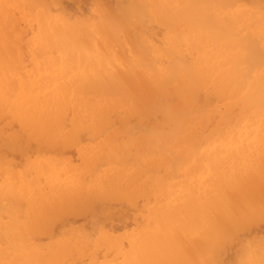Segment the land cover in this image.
<instances>
[{"label": "bare ground", "instance_id": "bare-ground-1", "mask_svg": "<svg viewBox=\"0 0 264 264\" xmlns=\"http://www.w3.org/2000/svg\"><path fill=\"white\" fill-rule=\"evenodd\" d=\"M7 1L8 0H0V4H6ZM230 1L231 0H153V4L151 3L153 5L152 10H151L152 17L154 19H156L157 21H165V23L168 26L170 25L172 27L173 26L175 27V25L177 24V29L174 28V31L176 32V37L170 39V41L167 42V45L169 47H172L175 49L177 48V50H178L183 45H186V47L188 49L190 48V50H192L193 48L197 50L198 46L202 45L205 48V54H203L204 51H203V53H200L199 52L200 50H199L198 51L199 54L196 57V59L194 58L195 60L193 62H187V61L184 62L183 61L184 59H182V57H181L182 61H180V60L170 61L169 60V63L161 64V68H159V70H157V67L156 68L154 67L153 60L151 59V57L149 56V53L147 51L148 48L146 46H144L145 42H146L145 41L146 33L143 34V31L145 28L144 27L145 24L143 23V21H144L143 20V13L145 11L143 9L144 6L142 7L140 4H139L140 6L134 4L135 6L129 5L130 7H127V8H121L119 10H112V9H108L109 3H107L108 6H106L107 7L106 8V7H103L104 5L102 6V3H103L102 2L100 4V6H102V7L98 8L95 15H93L92 17L90 15V18L85 16V17H87V19H85V17H84V18H81V20L77 17V19H79L78 21H75V20L73 21V19H71V18L69 19V17H66L67 14H66V16H64V15L61 16L59 14H57V15L52 14L51 11L49 10V7H47V6H45L46 9H42L41 11L37 12L36 11L37 8L35 9V6H36L37 2L40 3L39 0H22L23 3L21 2V5L18 4L19 10L21 13H24L27 16H32L34 19H36L38 21L37 26L35 28L36 32H35L33 39H32L33 41L31 43V45L30 44L29 45H30V52L32 53V55L36 56L37 53H40V55L42 54L41 55V62H39V61H38V63H37V61L35 62V66H36L35 71L31 74V76L29 75V78L26 79V81H24V83L20 84L19 89H15V75H13V77H10L9 73H7V70H5V71L2 70L3 72L0 73V100H2L4 98L5 92H7L8 90H13L12 94L14 95V97L10 101V103L8 102L9 103L8 106H9V109L12 112V114H14V115L20 114V115L24 116L23 117V123L24 124H22L21 121H20V124H22L23 126L25 125L24 126V127H26L25 130L27 128H29L30 130L32 128L34 129L35 124L36 125L42 124V126H45V125L49 126V124L51 123L52 125H56V126L58 125L57 127L61 126L60 125L61 124L60 122L62 120V119H60L61 117L59 115H58L59 117L58 116L55 117L53 112H54V110L56 111V109H55L56 104L62 105L63 103H65V106H66V104L68 103L67 98L69 96H71L72 98H73V96H75V94H73V93H68V87L65 86V84L68 83V81L66 79L69 78V77H67L68 76L67 74H69V73H71L72 77H73V78H69V79L74 81L73 84L77 88H79L80 90H84L86 88L94 87L95 89L105 88L109 92H111V94L109 95V97L107 98V101H106V105H107L106 108L101 109L100 108L101 104H100V107H96L94 110L92 109V111L95 112V114L91 113V114H93V117H94L93 121H95V122H98V120L103 121L105 114L112 112L113 109L114 110L118 109L119 113H120V110L121 111L125 110L126 111L125 113L129 114V115H135L136 114V113L132 114L133 112L147 113V114H150L149 116L153 115L154 113H157V115H158V113H160L162 115V119L160 117L161 120H159V121H161L160 126L157 128L159 121L157 124H155L156 128H157L155 130V134L156 135L160 134V137H161L159 146L155 145V148L152 147L148 150V149H146V146L148 148L150 146V144L146 145L145 148L139 144L140 145V154L139 155H142V154L146 155L147 150L150 154L155 153L156 155H159V153L167 152L168 150H170L171 145H173V143L175 142L174 140H176L175 138L177 137V133L181 134L183 139H186V135L183 131L185 128L183 129L181 126L177 125V121H178V118L180 116H182L183 114L188 115L190 113L189 111H187L190 108L189 104H190L192 99H193V101H196L195 98L197 99V96H200V95L196 96V94H197V90L202 87V84L203 85L206 84L208 86L210 84L209 82H211V84H212L211 86L213 87V90H214V91L213 90L212 91H213V93L215 92V94H217L218 96H223L224 94L226 96V94H228V93H226L227 89L235 90V92H238V93L240 92L241 96H242L241 101L236 102L235 104L237 105V103H238V105H239V103H240V106L242 109L243 108L245 109V107L250 105L252 107V113L256 116V123L255 122L249 123L248 121H246L244 126H242V127L240 126V122L242 123L244 120L241 119L240 121H237L235 123L233 129H232L233 133H231V135L228 134V136H232L231 141L215 144L214 145L215 152L213 153V155H211L210 153H207L204 155V160H205L206 169H207V171H206L207 175H203L201 178L197 179V181L196 180L192 181V183L189 186V189H185L186 186H184L182 194H180L178 196L176 194V196H177L176 199L178 198L177 199V205L175 204L173 206H170L169 204H167L166 206H164L162 208L159 207L156 209L157 213L154 214V215H156V217L154 218V221L152 222V224L154 223V229L151 232L147 231L146 233H143L140 236V241H141V245L139 247L140 253H138L136 250H134V248L132 246L131 250H126L125 253L123 254L122 258H123L124 262L122 261V264H208V261L206 258L209 257V255L206 254V251L208 249L209 250L211 249V251L217 250L218 246L221 245L222 242H225L229 238L228 235H225V237H223V238L227 237V239H223L221 237V239H223L222 242H220L221 240L218 239V240H220L219 242L221 244H219V245L216 244L217 246L212 244V246H210V244L208 242V237H209V234L211 232L218 230V232L220 231L224 235L231 230L233 225L235 226L236 224L241 225L242 223H247V224L250 223L249 219L247 222H244L247 220L248 215H250L249 216V218H250L251 215L254 214L255 217L257 218V216H256L257 214L261 215L262 213H264V69L259 70L260 69L259 68L258 70H252V68L254 66H257V64H260L261 62L262 63L264 62V59L262 58L263 54H264V40H261L259 37V35H261V37H262V31H264V24L263 25L259 24V26L253 32V34H251V32L247 33L246 30H248V29L244 30L245 29L244 27L247 26V28H248V22H251V20L253 21L254 19H260L261 17H264V12H262L263 11L262 7H261L262 10H260V11L249 10L246 7H238L239 9L235 13L232 14L234 22L232 25V29H230V30H235V34H231V32L228 30L229 28L227 30L225 29L226 27L223 28V26H221V23L218 20V18L222 19L221 18L222 16H220V14L223 13L224 7H220L221 12L218 11L216 9V7H215V10H213V7L216 4H218L217 6H219V3H221V4L224 2L228 3ZM42 2H44V1L42 0ZM137 2H139V1H137ZM140 3H141V1H140ZM148 3H149V1H148ZM166 3H167V5H166ZM131 5H132V2H131ZM121 7H123V6L121 5ZM117 8H118V6H117ZM252 8H253V6H252ZM146 14H149V13L146 12L145 15ZM151 15H150L149 19L152 18ZM226 15H228L227 17H229V14H226ZM147 16H145V17H147ZM153 18H152V20H153ZM146 20H148V19H146ZM180 21H182L181 24L179 23ZM1 22L2 21H1V15H0V24H1ZM147 23H148V21H147ZM178 23L180 25H178ZM249 25H250V23H249ZM240 30L241 31L244 30L246 33L240 34V32H239ZM0 31L6 32V27L5 26L0 27ZM174 31H173V36H171V37H174V34H175ZM146 32H148V31H146ZM233 33H234V31H233ZM137 34H138V36H137ZM155 35H156V33H155ZM120 36H124L127 40V47L130 48V51H131L129 56H127L125 54V48L120 43ZM138 37L139 38L141 37L140 38L141 41L138 40ZM256 37H258V39H256ZM142 42L144 43V45L142 44ZM146 43H148V42H146ZM219 43L223 44V46H221L220 48H219V45H220ZM11 44H12V42H11ZM141 44L145 47L143 50L140 47ZM7 46L8 45L6 43H5V46L3 45V43L0 44V50L2 48L6 49ZM12 46L13 45H11L10 48H12ZM12 49L10 50V52L13 51ZM218 49H221L224 52L225 56L223 58V65H226V66L228 65V68L226 70H224V69L218 70L217 69L218 71L215 73V76H211L210 72L212 70L210 71V67L206 66L207 63L208 64L210 63L207 61V58H211L213 61L212 64H215V66L217 67L216 64L220 63V60H219L220 55H219V53L216 52V51H218ZM55 50H57V61H53V60L49 59V55H52ZM169 50L172 51V49H169ZM156 52L157 51L155 48L154 49V55L155 56L157 55ZM175 53H177V52H175ZM192 53H195L194 50ZM171 54H172V52H171ZM22 55H24V54H22ZM44 55H45V57H44ZM6 56H7V52H6L5 57ZM2 57H4V56H2ZM194 57H195V54H194ZM15 58H14V60H15ZM20 58L22 59V57H20ZM38 58L39 57H37V59ZM157 58H155V59H157ZM171 58H174V56L173 57L171 56ZM158 59H160V58H158ZM179 59H180V57H179ZM190 59H191V57H190ZM190 59H189V57L187 58L188 61H190ZM11 60L12 59H10V61ZM14 60L12 61V63H14ZM192 60H193V58H192ZM7 61L9 63V60H7ZM7 61L4 63L6 64ZM19 61H21V60L19 59ZM15 62H16V60H15ZM71 62L73 63V66H72V70L69 73L64 74L62 72L63 70L57 69L59 66L65 67V69H66V66L67 67L69 66L68 64L72 65ZM80 63L83 64V71H82ZM17 64L19 65L20 63L18 62ZM17 64L13 65L14 70H15V65H17ZM43 64H48L53 68L52 71H50L51 72L50 75H49V73H48V75L43 74L40 71V67ZM138 67H141V68L138 69ZM7 68L8 67H6L4 69H7ZM145 68L149 69L150 71H147ZM44 69H46V68H44ZM61 69H64V68H61ZM14 70H12V72ZM81 71L83 73V76L82 75H80V76L84 79L83 81L80 80V78H78V76L75 74V72L77 74H81ZM171 83H174V85H170ZM206 85H204L203 88H205ZM204 90L205 89H202L201 93ZM213 93H211V94L213 95ZM177 94H178V101H176V102L174 100H173V102L168 101L169 97H171L172 95L175 97ZM198 94H199V92H198ZM208 94L209 93H207L206 95H208ZM15 95H16V97H15ZM213 96L216 97V95H213ZM202 97L205 98L207 96L204 97L202 94ZM200 98H201V96H200ZM162 99H164L165 102H162ZM208 99H209V97H208ZM78 100H79V98H78ZM101 100H103V99H101ZM4 101L6 102V100H4ZM86 101H87V99H86ZM208 101H211V99H209ZM192 102H191V104H192ZM194 103H193V105H194ZM196 103H197V101H196ZM199 103L200 102H198V104ZM0 104H1L0 106H2L3 103H0ZM202 104H203V101H202ZM197 105H195V106L197 107ZM200 105H201V103H200ZM229 105L232 106L231 103ZM5 106L6 105H4V107ZM86 106H87V104H86ZM204 106H206V105H204ZM88 108H89V106H88ZM191 108H192V106H191ZM246 109L248 110L249 108H246ZM195 110H196V108H195ZM78 111H79V113L81 112V110H78ZM87 111H88V109H87ZM190 111H191V113H193L192 110H190ZM0 112H2V111H0ZM187 112H189V113H187ZM202 112H206L205 109ZM202 112H201V114H202ZM139 113H138V115H139ZM157 115L154 114L153 117L155 118V117H157ZM2 116H3V114H2ZM139 116H141V115H139ZM146 117L148 118L147 115H146ZM217 117H218V114H217ZM243 117H245V116H241V118H243ZM127 118L128 117H125V118L123 117V119H127ZM230 118H232V117H230ZM4 119H6V118L4 117ZM106 119H107V117H106ZM123 119H122L123 123H126V121H124ZM21 120H22V117H21ZM81 120H82V118H81ZM128 120L130 121V117ZM128 120H127V122H128ZM1 121H3V120H1ZM139 122H141V121H139ZM142 122H143V120H142ZM230 122H231V120H230ZM144 123H145V121H144ZM187 123H189V122H187ZM198 123H200V122H198ZM36 125H35V127H36ZM84 125H86V128H87V124L85 122H84ZM123 125L124 124L119 125L122 127L117 130L118 134H119V132H122L124 130L125 125H124V127H123ZM129 125H131V124L129 123ZM170 125H172V126L169 128ZM187 125H190V124H187ZM101 126H102V124H101ZM134 126H137V124ZM165 126H167V127H165ZM227 126H229V125H227ZM37 127H39V126H37ZM63 127H64V125H63ZM65 127H66V125H65ZM100 127H97V128L99 129ZM142 127L144 128V126H142ZM246 127H248L249 133H247L248 130H245ZM51 128H49V130H46V131L47 132L50 131ZM67 128H68V126H67ZM73 128H75V126L72 127V132H73ZM102 128H103V126H102ZM104 128H105V126H104ZM224 128H228V127H224ZM33 129L31 130L32 132H30V133L34 132ZM56 129L57 128H55V130ZM139 129H140V127H139ZM152 129H153V127H152ZM28 130H26V131H28ZM75 130H76V128H75ZM168 130L170 132H168ZM36 131H37V128H35V132ZM56 131H58V130H56ZM81 131L82 130L80 129L79 132H81ZM87 131H89V130L85 129L86 133H88ZM139 131H141V130H139ZM28 132H26V133H28ZM43 132H44V130H43ZM43 132H41L42 136H43V134H42ZM76 132H77V130H76ZM95 132H96V130H95ZM100 132H101V129H100ZM129 132H131V131H129ZM214 132H215V129H214ZM225 132L226 131H224V133ZM51 133H50V135H51ZM56 133L54 132V134H56ZM63 133H64V131H63ZM82 133H84V132H82ZM48 134L49 133H47V135ZM74 134H76V133H74ZM92 134L90 136H88V138L89 137L92 138ZM118 134L116 133L117 136H118ZM101 135L102 134H100V136ZM125 135L126 134H124V136ZM133 135H135V134H133ZM245 135H247V136H245ZM13 136L14 135H12V138L16 139ZM32 136H30V137H32ZM69 136H70V134H69ZM131 136H132V134H131ZM153 136H154V134H153ZM35 137H36V135H35ZM116 137H115V135L114 136L110 135V136L105 138L103 143H100L103 146L102 148H104V146H106L108 148L107 149L108 151L106 150L107 151L106 152V154H107L106 160H109L110 164H111V162L112 163L118 162V164H121L124 160V158H123L124 156L122 155L121 142H116L117 141V140H115ZM225 137H227V136H225ZM40 138H43V137H40ZM49 138H50V136H49ZM67 138H69V137H67ZM151 138L155 139V137H151ZM14 139H12V140H14ZM56 139H57V137H56ZM72 139L75 140L73 138V136H72ZM80 139H81V137H80ZM117 139H118V137H117ZM145 139H148V138H145ZM243 139L246 140L247 142L245 143L243 141ZM7 140L12 141L11 137H10V139L8 138ZM59 140H61V139H59ZM69 140H70V138L68 139V141ZM153 141H155V140H153ZM199 141H201V140H199ZM150 142H151V139H150ZM65 143L66 142L64 141V144ZM71 143H72V140H71ZM136 143H138V142H136ZM145 143H147V142H145ZM156 143H157V141H156ZM100 144H99V146H100ZM240 144L242 146H244L243 149H242V146ZM24 145H25V143H24ZM151 145H153V144H151ZM196 145H197V143H196ZM94 146H96V145H94ZM99 146H96V147L98 148ZM93 148L96 149L95 147H93ZM124 148L126 149L127 147H124ZM124 148H123V150H125ZM131 148H129V149H131ZM187 148L183 149L181 152H179L176 155L179 157L178 159H180L181 161H186V160L188 161V159L191 157L187 153ZM129 149L127 148L126 150L129 151ZM189 149H190V147H189ZM194 149H195V147H194ZM86 150H84V151H86ZM96 150H98V149H96ZM137 150H135V151H137ZM222 150H224V151H222ZM171 151H168V152L171 153ZM220 151L222 152L221 154H220ZM2 152H3V148H2ZM90 152H91V150H90ZM193 152H194V150H193ZM223 152H226V154L223 155ZM90 154H91V156H93L92 153H90ZM90 154H87V155H90ZM129 154L130 153H128V156H130ZM193 154H195V153H193ZM196 154H197V152H196ZM83 155L86 156L85 159H88V162H89V158H87V155H85V154H83ZM172 155L174 157L173 153H172ZM91 156H90V158H91ZM104 156H103V158H104ZM198 157H201V156L199 155ZM122 158H123V160H122ZM141 159H138V160H141ZM197 159L198 158H196V160ZM126 160H127V158H126ZM172 160L173 159L167 160L165 162V165L166 164L168 165V162L169 161L172 162ZM194 160H195V158H194ZM94 161H95V159H94ZM94 161H92V162H94ZM197 161H199V160H197ZM5 162H7V161H5ZM176 162H177V160H176ZM45 163L51 164V162H47V161L43 162L40 160H37L36 162H30L26 165V168L23 171V174H29L30 170L35 171L37 173L36 176H38V174H46L48 169L45 171V168L47 167V164H45ZM53 163L54 162H52V164ZM132 163H133V165H136L135 164L136 162L133 161ZM179 163H180V161H179ZM66 164H68V162ZM70 164H68V165L71 166ZM90 165H91V163L89 164V166ZM176 165L174 166L175 168H176ZM172 166L173 165H169V168L170 167L172 168ZM154 168H156V167H153L152 169H154ZM169 168H168V171L170 170ZM4 169H5V167L3 168V165L0 164V207H2L0 209V264H15L16 263L15 260H17V259H19L24 264H37L36 262H34V259L39 257V255L41 253H43L44 251L41 252V251L35 249L32 245L33 242H31L30 239H28L29 236L26 235V233H25V231L27 229H25L23 231L21 229L30 227L29 229L32 230L31 233L34 232V228L32 226V223L35 224V219L31 218L32 217L31 214L37 210L41 211L42 213L44 211H46L45 210L46 207L44 204L45 202H44V200L42 201V203L44 204V206L42 205L43 207H38L37 204H41V203H39L40 202L39 197L41 194H39L37 196L36 194L31 193V196H30V194L26 193V190H29L35 186L36 180L33 181L30 178L29 185L23 186L22 183L24 181L22 182L21 177L18 178V176H19L18 173H15V171H13V170L10 171V170H8V168H6L5 170ZM172 169H174V168H172ZM75 170H77V169L75 168ZM198 170L200 171V169H198ZM171 171L172 170H170V172ZM160 172L162 173V170L159 171V173ZM57 173H58L57 170H55L52 174H57ZM80 173L78 172V174H80ZM141 173H143V172H141ZM32 174H33V172H32ZM96 174H103V173L97 172ZM171 174H172V172H171ZM173 175H175V173ZM29 177H30V175H29ZM25 178H26V176H25ZM25 178H24V180H25ZM18 179H21V181H19ZM118 179L122 180L121 178H118ZM188 183H189V181H188ZM24 184H25V182H24ZM179 184H181V183H179ZM15 186L18 187V191L15 190ZM162 188H163V186H162ZM165 188H167V187H165ZM144 191H145V189H144ZM144 191L142 190L140 192H144ZM163 191H166V190H163ZM151 192H152V189H151ZM22 193H23V196L27 198L28 206H27V208L25 206L26 212H24L25 211L24 208L21 209V211H20V209L18 207H16V204H15L16 200L22 196ZM192 194L194 195L193 197H191L190 199L187 198L189 195H192ZM85 195H86V193H85ZM171 195H173V194L167 195V198H172ZM59 196H61V195H59ZM174 198H175V196H174ZM46 202H47V200H46ZM23 203H20V204H23ZM57 211H59V210H57ZM20 212H24V213L20 214ZM4 214L6 215L7 218L5 217ZM22 214H25L24 218H22L23 217V216H21ZM29 215H31V217ZM243 215H247V216H243ZM254 215H253V218H254ZM3 217H5L6 220H4ZM244 217H246V218H244ZM262 220H263V218H262ZM143 221H145V220H143ZM255 222H256V220H255ZM242 226H244V224ZM236 227H238V226H236ZM29 229H28V231H29ZM233 230H235V227L233 228ZM230 232H232V231H230ZM27 233H29V232H27ZM216 233H217V231H216ZM175 234H177V237ZM213 234L215 236V233H213ZM213 234H212V236H213ZM230 235H232V234L230 233ZM212 238L214 239V237H212ZM106 240L109 241L108 238ZM61 241H62V239H61ZM99 241H101V240H99ZM111 241H110L111 245H112L111 248H114V250L115 249L117 250L120 248V243L122 242L121 238H113V239H111ZM75 242H77V241H75ZM254 243H256L258 245L257 242H254ZM250 244L251 245H247L243 250L241 249V253L239 255L240 256L239 264H264V246H262V245L257 246V245L252 244V243H250ZM57 245H59V244L57 243L54 246H57ZM74 245H75V243H74ZM54 246H53V248H55ZM85 246H84V249H85ZM36 247H37V245H36ZM58 247L60 249H57L58 251L56 250L55 254L52 253V251L48 252L47 258L48 257L52 258L53 261L55 259L59 260V258L62 259L63 256L66 257L67 253H69V251L71 252V250L73 249L72 245L71 244L69 245V243H67L66 241L61 242ZM219 248H220V246H219ZM75 249L77 251V248H75ZM86 249H87V247H86ZM50 250H48V251H50ZM53 250H55V249H53ZM89 250H87V251H89ZM73 252H74V250H73ZM73 252L71 254H73ZM80 252H78V253H80ZM215 252H217V251H215ZM219 253H220V251H219ZM119 254H121V253H119ZM212 255H214V254H212ZM38 259H37V261H39ZM42 259H44V258H42ZM45 259H44V261H45ZM64 259L65 258H63L62 261H64ZM214 259H213V261H212V259H209V260H211L212 263H218ZM218 259H219V257H218ZM53 261L51 262V264H53ZM93 262L95 263V261H93ZM17 263H18V261H17ZM57 263H58V261H57ZM59 263H61V262L59 261ZM212 263H210V264H212ZM41 264H42V261H41Z\"/></svg>", "mask_w": 264, "mask_h": 264}, {"label": "rangeland", "instance_id": "rangeland-1", "mask_svg": "<svg viewBox=\"0 0 264 264\" xmlns=\"http://www.w3.org/2000/svg\"><path fill=\"white\" fill-rule=\"evenodd\" d=\"M39 1H40V3L37 2L36 6H35V9L37 8L36 9L37 12L41 11L42 9H46L45 6H47V7H49V10L51 11L52 14H56V15L59 14L61 16H63V15L66 16V14H67L66 17H69V19L70 18L73 19V21L74 20L78 21L79 19L81 20V18H84L85 16L90 18V15H91V17H92L93 15L96 14V11L98 10L99 7H102L103 5H104L103 7L108 6L107 3H109L108 9H112V10H119L121 8H127V7L135 6V5H138V6L141 5L142 7L144 6L143 9L145 12L143 13V20H144L143 23L145 24L144 25L145 28H144L143 34L146 33L145 41L148 43L145 42V45H144V43L142 42V44L148 48V49L147 48L146 49L149 53V56L153 60L154 67L155 68L157 67V70H159V68H161V64L169 63V60L170 61H174V60L182 61V59H184L183 60L184 62L185 61L193 62L196 59V57L198 56L199 52L203 53V51H204L203 54H205V48L202 45H200L201 47L198 46L197 50L194 48L192 50H190V48L188 49L186 47V45H183L180 49L177 50V48L175 49V48L169 47L167 45V42H169L170 39L176 37V32L174 31V28L177 29V24L175 25V27L174 26L172 27L170 25L168 26L165 23V21H157L156 19H154L151 15V10L153 7V5H152L153 0H148L150 4L148 3L147 0H136V1L135 0H132V1L131 0H43L44 2H42V0H39ZM137 1H139V2H137ZM140 1H141V3H140ZM21 2H22V0H8L6 4H0V15H1V21H2L0 24V27H4V26L6 27V32L0 31V44L3 43V45L5 46V43H6L8 45L6 49L2 48L0 50V73L3 72L2 70H4V71L7 70V73H9L10 77H13V75H15V89H19L20 84L24 83V81H26V79L29 78V75L31 76V74L35 71V68H36L35 62L36 61H37V63H38V61L41 62V55H42V54L40 55V53H37V55L34 56L30 52V45L33 41L32 39H33V36L36 32L35 28L37 26L38 21L36 19H34L32 16H27L24 13L20 12L18 4L21 5ZM131 2H132V5H131ZM101 3H102V6H100ZM121 5L123 7H121ZM166 5H167V3H166ZM217 5L218 4H216L213 7V10H215V7H216V9L221 12L220 7H224L223 13L220 14V16H222L221 17L222 19L218 18V20L221 23V26H223V28L226 27L225 28L226 30L229 28L228 30L231 32V34H235V30H230V29H232V25L234 22L232 14L235 13L239 9L238 7H246L249 10H254V11H260L263 8L262 12H264V0H231L228 3L224 2L222 4L219 3V6H217ZM117 6H118V8H117ZM252 6H253V8H252ZM146 12L149 14L145 15ZM226 14H229V17H227L228 15H226ZM150 15L154 21L152 20V18L149 19ZM145 16H147V17H145ZM77 17L79 19H77ZM87 17H85V19H87ZM146 19H148V20H146ZM147 21H148V23H147ZM263 21H264V17H261L260 19H254L253 21L251 20V22H248V28L246 26V27H244L245 28L244 30L248 29V30H246L247 33L251 32V34H253V32L256 30V28L259 26V24H262V25L264 24ZM179 23L181 24L182 21H180ZM179 23H178V25H180ZM249 23H250V25H249ZM244 30L243 31L240 30L239 31L240 34L246 33ZM146 31H148V32H146ZM153 31L156 33V35ZM173 31L175 34H174V37H171V36H173ZM233 31H234V33H233ZM137 36H138V34H137ZM259 37L261 40H264V38H263L264 37V31H262V37H261V35H259ZM140 38L138 37L139 41H141ZM256 39H258V37H256ZM10 41L12 42V44ZM120 43L125 48V54L127 56H129L131 51H130V48L127 47V40L124 36H120ZM10 44L13 45L12 46L13 49L10 48V46H11ZM142 44L140 45V47L143 50L145 47ZM221 46H223L222 43L219 45V48ZM167 47L169 49H172V51L169 50ZM155 48L157 51L156 56L154 55V49ZM11 49L13 51L10 52ZM193 50L195 53H192ZM6 52H7V56L5 57ZM171 52H172V54H171ZM175 52H177V53H175ZM216 52L219 53V55H220V58H219L220 63L216 64L217 67L215 66V64H212L213 61L211 58H207V61L210 63L209 64L207 63L206 66L210 67V71L212 70L210 72L211 76H215V73L219 69L226 70L228 68V65L227 66L223 65V58L225 56L224 52L221 49H218V51H216ZM22 54H24V55H22ZM194 54H195V57H194ZM170 55L172 57L174 56V58H171ZM2 56H4V57H2ZM20 57H22V59ZM37 57H39V58L37 59ZM44 57H45V55H44ZM157 57L160 59H158ZM179 57H180V59H179ZM181 57H182V59H181ZM188 57H189V59L191 57L190 61L187 60ZM14 58H15L16 62H15ZM155 58H157V59H155ZM192 58H193V60H192ZM262 58L264 59V54H263ZM10 59H12V60L10 61ZM19 59L21 61H19ZM49 59H51L53 61H57V50H55L52 55H49ZM7 60H9V63ZM13 60H14V63H12ZM6 61H7V63L5 64L4 62H6ZM18 62L20 63L19 65L17 64ZM14 64H17V65H15V70L13 68ZM80 64H81V68L83 71V64L82 63H80ZM68 65L69 66L68 67L66 66V69H65V67H60V66L57 69L63 70L62 72L64 74L69 73L72 70L73 63H72V65L71 64H68ZM6 67H8V68L4 69ZM43 67L46 68L47 70L44 69ZM61 68H64V69H61ZM140 68L141 67H138V69H140ZM52 69L53 68L48 64H43L40 67V71L43 74H47V75H48V73H49V75L51 74L50 71H52ZM145 69L147 71H150L147 68H145ZM258 69L259 70L264 69V62L263 63L261 62L260 64H257V66H254L252 68V70H258ZM12 70H14L15 72L14 71L12 72ZM82 71H81V74H77L76 72H75V74L78 76V78H80V80L83 81L84 79L80 76V75L83 76ZM67 75H68L67 77L73 78L71 73H69ZM69 78L66 79L68 81V83H66L65 86L68 87V93H73V94H75V96H73V98L71 96H69L67 98L68 100L66 99L68 101V103L66 102L67 103L66 106H65V103H63L62 105L56 104V107H55L56 111L54 110V112H53L55 117L58 115L61 117L60 119H62V120L60 122L61 123L60 125L62 127L61 126L57 127L58 125L57 126L52 125L51 123L49 124L50 127L48 125L42 126V124H37V125L35 124L36 127L34 125V129L33 128L32 129H33V131H34L33 133L36 135V137L33 133H30V132H32L31 131L32 129L30 130L29 128H27L26 130H28V129L30 130V131L28 130L29 131L28 132L25 130V128H26V127H24L25 125L24 126L22 125V124H24L23 123V117L24 116L20 115V114L14 115V114H12V112L9 109L8 105L14 97V95L12 94L13 90H8L7 92H5L3 99L6 100V102L3 99L0 100V103H3L2 106H0V109H1L0 111H2V112H0V114H1L0 115V150H1L0 151V164L3 165V168L5 167V169L8 168V170H10V171L13 170V171H15V173H18V175H19L18 178L21 177L22 182L23 181L25 182V184H24V182L22 183L23 186L29 185L30 178L33 181L36 180L35 186L29 190H26V193L30 194V196H31V193L36 194L37 196L39 194H41L39 197V201H40L39 203H41V204H37V206L43 207L45 204V207H46L45 210L46 211H44L42 213L41 211L37 210V211H34V213H32V214L30 213L32 215V217H31V215H29L31 218L35 219V224L32 223V226L34 228V232L31 233L32 230L29 229L30 227L21 229L22 231L27 229L25 231V233H26V235L29 236L28 239H30V241L33 242L32 245L35 249H37L41 252H43V251L45 252V253L44 252L41 253L40 255L38 254L39 257L35 258L34 262H36L37 264H41V261H42V264H48V263L51 264L53 259L49 258V257L47 258L48 252L52 251V253L55 254L56 250L60 249L58 247L60 245V243L63 241H66L67 243H69V245L70 244L72 245L73 249L71 248L72 249L71 252L69 251V253H67L66 257H64V256L62 257V259L65 258L64 261H62V259H60V258H59V260L55 259L56 261L54 260L53 264H107V263L108 264H114V263L115 264H122L123 254L125 253L126 250H131L132 246H133L134 250H136L138 253H140V250H139V247L141 245L140 236L143 233H146L147 231L151 232L154 229V223L152 224V222L154 221V218L156 217V215H154L157 213L156 209L159 207L162 208V207L166 206L167 204H169L170 206H173L175 204L177 205V199L178 198L176 199V197L178 195L182 194L184 186H186L185 189H189V186L192 183V181H195V180L197 181V179L201 178L203 175H207V172H206L207 169H206V163L204 160V155L207 153H210L211 155H213V153L215 152V150H214L215 144L231 141L232 136H228V134L231 135V133H233L232 129H233V127L237 121H240L241 119L244 120L242 123L240 122V126L242 127V126H244L246 121H248L249 123H251V122L256 123V116L252 113V107L250 105L245 107V109L249 108L250 110L249 109L245 110L244 108L243 109L241 108L240 103H239V105H238V103H237V105L235 104L236 102L241 101L242 96H241L240 92L238 93V92H235V90L227 89L228 92L226 91V93H228V94H226V96H225V94L223 96H218L217 94H215V92L213 93L214 90H213V87L211 86L212 85L211 82H209L210 84L208 86L206 84H204V85H206L205 88H203L204 85L202 84V87L197 90V94H196V96L200 95L202 99L200 98V96H197V99L195 98L197 103H196V101H193V99H192L191 102L192 101L193 102H192V104L190 102L189 107L190 108H191V106H192V108L194 107L193 108L194 110L192 108L190 109L188 107L189 109L187 111H189L190 113L189 112H187V113H189L188 114L189 116L187 114H183L182 116H180L178 118V121H177V125L181 126L183 129L185 128L183 131L186 135V139H183L181 134L177 133V137L175 138L176 140H174L175 142L173 143V145H171L170 150H168V151H171L173 149L171 151V153H169L167 151V152H165L166 154L165 153H159V155H156L155 153L150 154L148 152V150L152 147L155 148V145L159 146L160 139H161L160 134H157V135L155 134V130L160 126V123H161V121H159V120L162 119V115L160 113H158V115H157V113H154L157 115V117H155L156 118L155 119L153 117L154 114L151 115L152 116L151 117V116H149L150 114H147V113H139V112H133L132 113L131 112L132 114L136 113L138 115V113H139V115H141V116H139V115L137 116L135 114L136 115L135 116V115L126 114L125 110H122L123 112L120 110V113H119L118 109H116V110L113 109L112 112L105 114L103 121L98 120V122H95V121H93L94 120L93 114H91V113L95 114V112H93L92 109L94 110L96 107H100V104H101V107H100L101 109L106 108V106H107L106 101H107V98L109 97V95L111 94V92H109L105 88L95 89L94 87L86 88L84 90H80L79 88H77L73 84L74 81L70 80ZM170 85H174V83H171ZM200 89L201 90L205 89L203 91L204 93L203 92L201 93ZM198 92H199V94H198ZM210 92L213 93V95H216V97L213 96ZM207 93H209V94L206 95ZM202 94L204 97L207 96V97H205L206 99L202 97ZM234 94L235 95L237 94V95L235 96ZM15 97H16V95H15ZM208 97H209V99H211L212 102L208 101L209 100ZM78 98H79V100H78ZM86 99H87V101H86ZM101 99H103V100H101ZM173 100L175 102L178 101V94L175 97L172 95L168 99V101H170V102L171 101L173 102ZM202 101H203V104H202ZM162 102H165V100L162 99ZM198 102H200L202 106L200 105V103L198 104ZM193 103H194V105H193ZM230 103L232 104V106L229 105ZM86 104H87V106H86ZM4 105H6V106L4 107ZM92 105L93 106L95 105V106L93 107ZM195 105H197V107ZM204 105H206V106H204ZM88 106H89V108H88ZM86 108L88 109V111ZM195 108H196V110H195ZM204 109L206 112H202V111H204ZM78 110H81V112L79 113ZM190 110H192L193 113H191ZM201 112H202V114H201ZM2 114H3V116H2ZM145 114L148 116V118L146 117ZM217 114H218V117H217ZM229 116L232 118H230ZM241 116H245V117L241 118ZM4 117L6 119H4ZM21 117H22V120H21ZM106 117H107V119H106ZM123 117L124 118L128 117V118L123 119ZM129 117H130V121L128 120ZM160 117H161V119H160ZM81 118L83 121L81 120ZM122 119L124 121H126V123H123ZM1 120H3V121H1ZM127 120H128V122H127ZM142 120H143V122H142ZM230 120L232 123L230 122ZM20 121L22 122V124H20ZM139 121H141L142 123ZM144 121H145V123H144ZM158 121H159V124L157 125V128H156L155 124H157ZM84 122L87 124V128H86V125H84ZM187 122H189V123H187ZM198 122H200V123H198ZM100 123L102 124L103 128H102ZM120 123L124 124L125 127L123 125L124 130L122 132H119V134H118L117 130L122 127V126H119V125H121ZM129 123L131 125H129ZM133 124L134 125L137 124V126H134ZM187 124H190V125H187ZM63 125H64V127H63ZM65 125H66V127H65ZM141 125L144 126V128ZM227 125H229L230 127ZM37 126H39V127H37ZM67 126H68V128H67ZM74 126H75L77 132H76L75 128H73V132H72V127H74ZM104 126H105V128H104ZM167 126H165V127H167ZM171 126L172 125H170L169 128ZM54 127L57 128L56 130H58V131H56ZM97 127H100V128L98 129ZM139 127H140V129H139ZM152 127H153V129H152ZM224 127H228V128H224ZM35 128H37L36 132H35ZM49 128H51V129H50V131L47 132L46 130H49ZM80 129L82 130L81 132H79ZM85 129L89 130V131H87L88 133L85 132ZM100 129H101V132H100ZM214 129H215V132H214ZM43 130H44V132H43ZM95 130H96V132H95ZM139 130H141V131H139ZM245 130H248V127H246ZM63 131H64V133H63ZM129 131H131V132H129ZM224 131H226V132L224 133ZM26 132H28V133H26ZM41 132H43L42 133L43 136L41 135ZM46 132L49 134L47 135ZM54 132L55 133L57 132V133L54 134ZM82 132H84V133H82ZM168 132H170V131L168 130ZM50 133H51V135H50ZM74 133H76V134H74ZM116 133L118 134V136L116 135ZM247 133H249V130L247 131ZM69 134H70V136H69ZM91 134H92V138L91 137L88 138V136H90ZM100 134H102V135L100 136ZM124 134H126L127 136L125 135L126 136L125 137ZM131 134H132V136H131ZM133 134H135V135H133ZM153 134H154V136H153ZM12 135H14L13 137H15L16 139L12 138ZM110 135H113V136L115 135V137L117 136L118 139H117V137L115 138V140H117L116 142H121L122 155L124 156L123 158L126 162L123 160V158H122V160L124 163L122 162L121 164H118V162H116V163L111 162V164H110L109 160H106L107 159L106 152L108 151L107 150L108 148L106 146H104V148H102L103 146L100 143H103L105 138L110 136ZM30 136H32V137H30ZM49 136L51 139L49 138ZM66 136L70 138V140H69L70 142L68 141L69 138H67ZM72 136L75 140L72 139ZM225 136H227V137H225ZM245 136H247V135H245ZM10 137H11V140L12 139H14V140L8 141L7 139L8 138L10 139ZM40 137H43V138H40ZM56 137H57V139H56ZM80 137H81V139H80ZM151 137H155V139L154 138L152 139ZM145 138H148L149 140L145 139ZM59 139H61V140H59ZM150 139H151V142H150ZM71 140H72V143H71ZM153 140H155V141H153ZM199 140H201L202 142ZM64 141L66 142L65 144H64ZM156 141H157V143H156ZM243 141L245 143L247 142L244 139H243ZM136 142H138V143H136ZM145 142H147L148 144ZM24 143H25V145H24ZM196 143H197V145H196ZM99 144H100V146H99ZM139 144L142 145V147H144V148L146 145L150 144V146L148 148L146 146V149H148L146 155H143V154L139 155L140 154V145ZM151 144H153V145H151ZM94 145L99 146V147L97 148ZM93 147H95L98 150L94 149ZM124 147H127L128 149L131 147L132 148L129 149V151H128V150H126L127 148L125 149ZM189 147H190V149H189ZM194 147H195V149H194ZM243 147L244 146H242V149H243ZM2 148H3V152H2ZM123 148L125 150H123ZM186 148H187V153L191 157L188 159V161L187 160L181 161L180 159H178L179 157L176 155L179 152H181L183 149H186ZM134 149L135 150L138 149L139 151L138 150L135 151ZM84 150H86V151H84ZM90 150H91V152H90ZM193 150H194V152H193ZM222 151H224V150H222ZM89 152L92 153L93 156H91V154ZM192 152L195 154H193ZM196 152H197V154H196ZM86 153L90 154V155H87ZM128 153H130L129 154L130 156H128ZM172 153L174 154V157H173ZM221 153L222 152L220 151V154ZM83 154L87 155V158H89V162H88V159H85L86 156H84ZM225 154H226V152H223V155H225ZM199 155L201 157H198ZM90 156L92 159L90 158ZM103 156H104V158H103ZM193 157L195 158V160ZM126 158H127V160H126ZM196 158H198L197 160H199V161H197ZM94 159H95V161H94ZM138 159H141V160H138ZM171 159H173L172 162L169 161L168 165L167 164L165 165V162L167 160H171ZM175 159L177 160V162ZM37 160H40L43 162L44 161L51 162V164L45 163V164H47L45 171L48 169L46 174H38V176H36L37 173L35 171H32V170L29 171L30 172L29 174H23V171L25 170L26 165L30 162H36ZM5 161H7V162H5ZM92 161H94V162H92ZM133 161L136 162L135 163L136 165H133V163H132ZM179 161H180V163H179ZM52 162H54L53 163L54 165L52 164ZM65 162L66 163L68 162V164L71 163L70 164L71 166H69ZM90 163H91V165L89 166ZM169 165H173L172 168H174V169H172L171 167L169 168ZM175 165H176V168L174 167ZM153 167H156L157 169L156 168L152 169ZM75 168L77 170H75ZM168 168L170 170H172L171 171L172 174H171L170 170L168 171ZM198 169H200V171ZM55 170H57L58 173L52 174ZM161 170H162V173L161 172L159 173V171H161ZM32 172H33V174H32ZM78 172L79 173L81 172V173L78 174ZM97 172H102L103 174H96ZM141 172H143V173H141ZM174 173H175V175H173ZM29 175H30V177H29ZM25 176H26V178H25ZM24 178L26 181L24 180ZM118 178H121L122 180H120ZM18 180L21 181V179H18ZM188 181H189V183H188ZM178 182L181 184H179ZM162 186H163V188H162ZM165 187H167V188H165ZM144 189H145V191H144ZM151 189H152V192H151ZM15 190L18 191L17 186H15ZM142 190L144 192H140ZM163 190H166V191H163ZM85 193H86V195H85ZM169 194H173V195H171L172 198H167V195H169ZM176 194H177V196H176ZM59 195H61V196H59ZM174 196H175V198H174ZM193 196L194 195L192 194V195H189L187 198L190 199ZM17 200H16L15 204H16V207H18L20 209V211L23 208L25 209V206L27 208V206H28L27 198L23 196V193H22V196L19 197ZM43 200L45 202L44 204L42 203ZM46 200H47V202H46ZM20 203H23V204H20ZM1 208L2 207H0V209ZM57 210H59V211H57ZM24 212H26V209ZM24 212H20V214L24 213ZM24 215L25 214L21 215V216H23L22 218H24ZM253 215H251L250 218H249L250 215H248L247 220L244 221V222H247L249 219L250 223H248V224L242 223L241 225L236 224L235 226L233 225L231 230H230L232 232L229 231L228 232L229 234L226 233L223 235V233L220 231L218 232V230H215L214 232H211L209 234L208 242H209L210 246H212V244L213 245L221 244L220 242H222L223 239H227V237L223 238V237H225V235H228L229 238L225 242H222V244H221L222 246L219 245L220 248L218 246L217 250H215L217 252H215L214 250L211 251V249L210 250L208 249L206 251V254L209 255V257L206 258L208 261V264L212 263L211 260H209V259H212V261H213V259L216 256L217 257L214 260L216 262H218L219 264H239V262H240V260H239L240 256L239 255L241 253V249L243 250L247 245H251L250 243L257 245L254 242L258 243L257 246H259V245L264 246V242H263L264 241V213H262L261 215L257 214L256 215L257 218L255 217V215L253 218ZM243 216H247V215H243ZM5 217H6V215H5ZM5 217H3L4 220H6V218H7V217L6 218ZM244 218H246V217H244ZM262 218H263V220H262ZM143 220H145V221H143ZM255 220H256V222H255ZM243 224H244V226H242ZM236 226H238V227H236ZM234 227H235V230H233ZM28 229H29V231H28ZM216 231H217V233H216ZM27 232H29V233H27ZM213 233H215V236ZM230 233L232 235H230ZM212 234H213V236H212ZM175 235L177 237V234H175ZM212 237H214L215 240ZM221 237L223 239H221ZM107 238L109 239V241L106 240ZM113 238H121L122 239V242L120 243V248L117 250L115 249L116 251L114 250V248H111L112 247L111 239H113ZM61 239H62V241H61ZM218 239H220L221 241ZM99 240H101V241H99ZM75 241H77L78 243ZM57 243L59 245L54 246ZM74 243H75V245H74ZM36 245H37V247H36ZM53 246L55 248H53ZM84 246H85V249L87 247L86 250L84 249ZM75 248H77V251ZM53 249H55V250H53ZM48 250H50V251H48ZM73 250H74V252H73ZM87 250H89V251H87ZM219 251H220V253H219ZM72 252H73V254H71ZM78 252H80V253H78ZM119 253H121V254H119ZM212 254H214V255H212ZM68 255L69 256L71 255V256L69 257ZM218 257L220 260L218 259ZM42 258H44V259L46 258L45 261ZM37 259L39 261H37ZM17 261H18V263H17ZM57 261H58V263H57ZM59 261L61 263H59ZM93 261H95V263ZM15 262H16L15 264H24L19 259L15 260ZM218 263H212V264H218Z\"/></svg>", "mask_w": 264, "mask_h": 264}]
</instances>
